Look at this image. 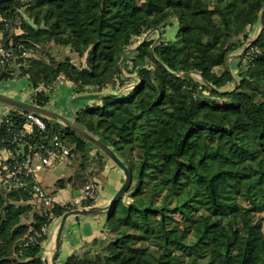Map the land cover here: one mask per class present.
Instances as JSON below:
<instances>
[{
    "label": "trees",
    "instance_id": "trees-1",
    "mask_svg": "<svg viewBox=\"0 0 264 264\" xmlns=\"http://www.w3.org/2000/svg\"><path fill=\"white\" fill-rule=\"evenodd\" d=\"M263 4L0 1V46L13 52L6 66L13 60L21 64L20 75L28 76L40 106L47 104L49 92L39 88L58 77L72 81L76 91H88L91 100L76 112L77 123L109 144L131 173L126 194L105 220V236L95 237L65 264H264V245L252 242L253 229L264 220V23L238 62L236 80L227 65L252 26L260 24ZM173 19L178 29L172 40L144 39L130 57V68L123 65V52L134 38ZM44 43L69 47L83 63L50 52L44 56L36 49ZM126 68L138 78L126 76ZM44 120L48 127L54 124ZM23 121L13 109L9 123H0V147L17 148L8 128H20ZM56 125L69 156L78 152L80 157L72 175L58 178L56 185L78 191L94 182L85 165L93 161L101 170L105 155ZM48 134L34 129L28 140L47 143ZM30 197L23 190H0V264H44L48 234L26 244L25 235L51 220L33 210ZM71 208L56 204L53 211L61 216Z\"/></svg>",
    "mask_w": 264,
    "mask_h": 264
},
{
    "label": "crops",
    "instance_id": "crops-1",
    "mask_svg": "<svg viewBox=\"0 0 264 264\" xmlns=\"http://www.w3.org/2000/svg\"><path fill=\"white\" fill-rule=\"evenodd\" d=\"M24 8L25 7H22L23 10ZM22 15H24V13ZM12 29L17 32L20 31L18 25L16 24H13ZM66 51L68 53L72 52L69 47H66ZM25 53L26 54L24 55H31L29 52ZM232 56H234V54ZM232 56L228 57L227 65L231 73L234 75L233 69L230 68ZM11 64L12 62L9 66H11ZM20 68L21 66L19 69L12 68L9 73L0 74V92L14 96L18 99L33 101L35 90L31 87L28 76L20 75ZM39 89H45L49 92V100L45 107L63 115L69 120H73L74 116L76 118V112L85 103L91 100L89 97L90 93L88 91H76L72 81L64 77H58L50 87L42 86ZM2 105L3 103L0 102V115L2 113ZM51 122L54 121L51 120ZM91 152L94 154V150H91ZM102 161L103 168L101 170H97L98 167L95 164L96 162L94 163L93 161H90L85 165L89 179L96 182L98 185V193L93 200V204L99 206L105 205L109 202L115 191L122 183L124 177L123 171L109 158L104 156ZM37 179L43 186L38 176ZM43 188L47 190L45 186H43ZM58 188L59 190L54 193L49 191L57 201H67L76 196L79 191L73 190L69 184ZM0 190L3 191L1 187ZM82 206L87 205L80 204L79 207ZM30 217H32V214ZM106 218V214L69 216L65 220L64 227L62 229L60 246L56 257L57 264H65L67 258L73 253L75 254L86 251L95 237L105 236L104 223ZM59 219L60 216H56L50 222L48 226L47 238L42 243L41 257L43 260L47 259L48 263H50V257L54 252L55 235ZM91 253L93 254L94 250H91ZM44 264H46L45 261Z\"/></svg>",
    "mask_w": 264,
    "mask_h": 264
},
{
    "label": "built area",
    "instance_id": "built-area-1",
    "mask_svg": "<svg viewBox=\"0 0 264 264\" xmlns=\"http://www.w3.org/2000/svg\"><path fill=\"white\" fill-rule=\"evenodd\" d=\"M4 17L0 14V21ZM2 33L0 30V40ZM23 54H26L23 52ZM13 58L11 48L0 46V68L5 67L9 60ZM13 109L17 113L23 114L24 121L22 126L17 129L8 128L11 141L17 148L0 147V187L3 190H23L30 194V202L33 210L45 216L51 221L56 217L53 207L58 205L71 204L73 208L79 207L83 200L95 199L98 193V185L91 182L84 185L76 196L67 201H57L54 196L47 192L37 179L38 172L54 166V164L63 156H69L70 148L61 139L59 131L54 124L47 126L44 117L31 111H23L20 108L13 107L3 103L0 123L4 121L9 123V115ZM54 123V122H53ZM35 130L48 131L45 141L35 144L29 142L28 138ZM52 142V145L49 143ZM50 223H45L36 232H28L25 235V244L28 242H38L41 234H47Z\"/></svg>",
    "mask_w": 264,
    "mask_h": 264
},
{
    "label": "water",
    "instance_id": "water-1",
    "mask_svg": "<svg viewBox=\"0 0 264 264\" xmlns=\"http://www.w3.org/2000/svg\"><path fill=\"white\" fill-rule=\"evenodd\" d=\"M2 1V0H0ZM264 23V4L261 8L260 12V24L261 27L259 28L258 33L261 31L262 25ZM159 30V28H156ZM160 37V35L158 36ZM256 37V36H255ZM251 42V41H250ZM248 44H245L243 47L242 52L245 51L246 47ZM21 64H17L15 60L12 61L11 66L4 67L0 69V74L3 73H9L12 68H17ZM235 85L237 82H234ZM0 102L9 104L13 107L20 108L23 111H31L36 114L41 115L44 118L50 119L62 126H65L67 128H70L74 133L79 135L80 137L84 138L86 141H88L92 146H94L96 149H98L100 152H102L107 158H109L114 164H116L124 174L123 181L118 187V189L115 191L113 194L112 198L109 200V202L105 205H87V206H82V207H76V208H71L69 210H66L59 219V224L56 230V235H55V246H54V252L50 257V263H48L47 259H44L46 264H57L56 257L57 253L59 250L60 246V238H61V233L62 229L64 227L65 220L72 215H91V214H108L110 213L111 208L116 205L118 200L123 197L131 183V173L126 165V163L123 161V159L114 151V149L104 142L102 139L94 136L91 132H89L85 127L77 123L76 118L74 116L73 120H69L68 118L64 117L63 115L45 107V106H40L37 105L33 101H28V100H22L18 99L14 96L5 94L0 92ZM49 143L52 145V142L49 140Z\"/></svg>",
    "mask_w": 264,
    "mask_h": 264
},
{
    "label": "rangeland",
    "instance_id": "rangeland-1",
    "mask_svg": "<svg viewBox=\"0 0 264 264\" xmlns=\"http://www.w3.org/2000/svg\"><path fill=\"white\" fill-rule=\"evenodd\" d=\"M253 27H254V31L252 30ZM260 27H261V24H259V25L255 24V26H252V28H251L252 34H250L248 40H246V42L242 45L241 48H239V49H237L231 53L232 55L234 54V56H232L231 54L229 55V56H232L230 68H232L234 71L233 77L235 78V80L237 77L236 73H237L238 62L240 61L241 57H243V55L245 54V51L247 50L250 43L255 39L256 33L259 31ZM177 29H178L177 20L173 19L172 23L165 26V28L160 27L159 30H157L156 28L149 29L148 31H146L142 35L134 38V41L130 45H128L123 52V56H125V58H126L123 65L125 64L130 68V66L132 65V61L130 60V57L132 56V54L134 53L135 49L138 47V45L141 41H143L144 39H147V38H155L156 40L157 39L158 40L159 39H165V40L171 39L172 40L174 38L176 32H177L176 31ZM159 35H160V37H158ZM245 44H248V45H247L245 51L242 52ZM36 47H37L36 49H38L39 52H42V54L44 56H46V53L50 52L52 55H54L55 57L60 58V59H64L66 57H69L71 59V61L77 65L83 63L82 58H84V57H80L78 55V53H76L75 51L68 53L66 51V47L54 45L53 43H47V44L44 43V44H40ZM128 70H129L128 68L124 69V74L126 76H131L134 79L138 78L139 75L136 72H133L131 75ZM192 75L195 78H200L199 73L195 72ZM122 83L124 85L129 84L128 80H124ZM131 86H132V84L127 86V87L125 86V87L130 88ZM235 86L236 85L234 83V86L233 87L231 86L230 88H234ZM54 124H58V123L54 122ZM88 151H89V154H92L90 149ZM78 155H79V153L76 152V153H73L72 156H63L54 164V166L38 172L39 175H37V176L41 180L43 186H45V188L47 189L46 191H48V192L50 191L51 193H54L55 191L59 190V188L56 186V180L58 178L64 179V178L72 175L74 169L77 167V165L79 164V161H80V157H78ZM258 216H261V215H258ZM22 220L25 221L24 216H23ZM228 228H230V224L228 225ZM252 235H253V239H252L253 243H255V244L261 243L264 245V220L262 221L261 226L253 229Z\"/></svg>",
    "mask_w": 264,
    "mask_h": 264
}]
</instances>
